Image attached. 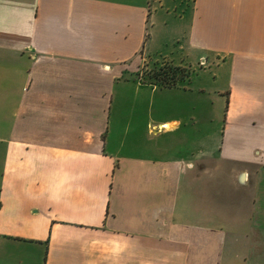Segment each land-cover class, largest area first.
<instances>
[{
  "label": "crops",
  "instance_id": "0c3cea01",
  "mask_svg": "<svg viewBox=\"0 0 264 264\" xmlns=\"http://www.w3.org/2000/svg\"><path fill=\"white\" fill-rule=\"evenodd\" d=\"M171 3L164 61L215 69L203 128L146 145L111 119L149 0H0V264H264V0Z\"/></svg>",
  "mask_w": 264,
  "mask_h": 264
},
{
  "label": "rangeland",
  "instance_id": "374dc122",
  "mask_svg": "<svg viewBox=\"0 0 264 264\" xmlns=\"http://www.w3.org/2000/svg\"><path fill=\"white\" fill-rule=\"evenodd\" d=\"M173 0H165L163 3V10H159L161 7V0H149L152 14L158 13L160 15L161 22L157 28L155 37V47L151 51H148L146 62H143L140 66L139 74L141 77H127L124 80H120L116 83L115 92L119 91L121 95H124L122 104L115 103L118 108L122 107L121 113L118 116H114L111 119L112 124L125 123V124H139L141 129L145 132L143 134V142L146 145L149 144H166L183 140V132L193 131L198 132V129H202L203 119H199V110L201 105L194 99L185 98L186 90L191 89L194 86L203 82V77H207V80L211 82L213 80V74L215 67L207 68L201 72L197 67L195 72H192L191 82H180L179 87L175 88H161L156 85L154 81L150 80L153 72L160 69H164L169 66L165 58L171 57L170 53H174V47L167 41V35L169 27H165L164 20L167 18L168 13H174L175 4H172ZM154 20H150L149 32H153ZM152 36V35H151ZM178 58V56H175ZM180 63L179 60L176 61ZM199 76V77H198ZM187 81V80H186ZM216 107V105L214 106ZM115 108V107H114ZM114 110V109H113ZM180 120L182 126L179 131L167 134L162 133L166 128H160L159 123L169 120ZM217 121V120H214ZM212 122V130L215 129L216 122ZM113 126V125H111ZM159 130V132H158ZM156 132V133H155ZM116 136V135H115ZM195 138V136H194ZM186 148H178L177 151L184 152Z\"/></svg>",
  "mask_w": 264,
  "mask_h": 264
},
{
  "label": "trees",
  "instance_id": "16d2710c",
  "mask_svg": "<svg viewBox=\"0 0 264 264\" xmlns=\"http://www.w3.org/2000/svg\"><path fill=\"white\" fill-rule=\"evenodd\" d=\"M189 77V70L169 64L164 69L153 72L150 80L161 88H174Z\"/></svg>",
  "mask_w": 264,
  "mask_h": 264
}]
</instances>
